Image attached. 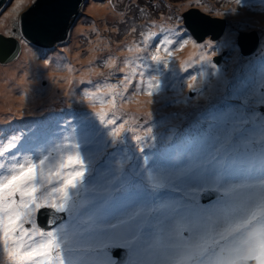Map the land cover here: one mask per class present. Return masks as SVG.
<instances>
[{"label":"snow or ice","instance_id":"6c2138e0","mask_svg":"<svg viewBox=\"0 0 264 264\" xmlns=\"http://www.w3.org/2000/svg\"><path fill=\"white\" fill-rule=\"evenodd\" d=\"M53 23L37 21V30L43 33ZM190 27L178 24L167 30L178 41L163 30L143 36L139 63L128 73L132 62L123 61L118 81L106 85L111 97L105 102L115 107L117 94L125 102L128 96L144 94L155 104L165 90L177 44L182 48L191 39ZM206 44L215 55L214 42ZM51 63L44 60L46 67ZM108 66L117 67L114 60ZM211 66L215 76L219 69L215 62ZM180 70L187 74L186 87L194 90L198 75L184 65ZM80 84L84 86L66 95L74 100L79 95L83 107L61 114L55 127L37 125L0 137V249L7 264H264V214L248 211L253 202L264 207V89L259 99L210 110L206 119L197 121L194 145L178 149L174 162L158 170L162 182L149 185L145 197L129 208L125 198L135 185L124 167H113L110 161L97 166L89 146L99 138L113 150L107 153L112 156L131 140L146 166L148 149L157 141L154 114L149 111L147 121H138L144 135H136L137 128H126V121L118 123L103 109L94 111L103 82ZM121 86L123 92L116 93ZM144 171L150 180L153 171ZM244 173L261 178L246 185L248 192L237 194L241 185L231 177ZM257 186L260 191H255ZM205 194L208 202L201 203ZM42 213L48 215L45 227L38 223ZM63 213L73 217L70 229L63 217L59 223L54 218ZM177 219L187 223L180 242L170 235ZM121 225H127L126 230L118 231ZM166 234L167 244L157 247Z\"/></svg>","mask_w":264,"mask_h":264},{"label":"rangeland","instance_id":"374dc122","mask_svg":"<svg viewBox=\"0 0 264 264\" xmlns=\"http://www.w3.org/2000/svg\"><path fill=\"white\" fill-rule=\"evenodd\" d=\"M36 1L23 0V3H20V0H4L0 6V34L15 35L20 41H26L21 33L22 14ZM192 7L210 13L213 17L225 18L226 30L219 39L212 40L207 37L202 42L197 41L188 30L191 39L182 48L177 44V50L173 52L171 72L164 81L165 90L161 92L160 97H155L160 101L156 104L158 108L144 106L150 99L144 94L128 96L129 102H125L121 95L117 94L115 107L112 103L105 102L111 97V90L106 85L118 81L117 69L123 67V61L127 58L132 62L125 69L128 73H131L132 66L139 63L136 57L140 55L129 56V53L144 47L143 36L163 30L170 39L178 41L179 38L167 30L178 24L184 25L183 13ZM79 26L81 31L76 29L64 44L44 48L26 41L27 43L22 45L19 58L5 64L0 62V84H7V90L11 88L12 82L24 83L26 76L31 78L28 71L34 62L45 66V59L52 61L47 66L50 69L41 70L35 80L31 78L35 83L29 90L16 86L17 93L10 96L13 101H31L30 106H26L22 111H15L12 107L0 109V137L37 125L55 127V122L61 114L66 115L69 109L78 111L83 107L77 102L79 95H76L74 100L66 93H75L84 86L80 81L103 82L105 86L95 97L94 111L103 109L109 114V118L114 115L118 123L126 121L125 127H136L134 134L138 135L140 132L141 136L144 135L143 126L139 125L138 121H147L149 111L154 114L157 141L154 147L148 149L149 161L146 166L138 158L140 154L131 140L121 146L124 151L115 152L112 156L107 153L113 150L106 149L103 140L99 138L89 146L97 166L110 161L113 167H124L129 180L135 185H130V195L125 198L129 208L135 207L145 197L149 185L162 182L163 177L158 170L166 169L174 162L173 154L178 149L194 145V138L200 130L197 121L206 119L210 110L220 112L239 105L245 98L259 99L260 92L264 89V3H261V0H243V4H237V0H94ZM253 31L261 35L262 41L256 53L245 57L240 47H237V39L241 33ZM185 38L187 39V36ZM193 40L197 44L205 43V47H195ZM207 41L214 42L215 55L212 54L213 49L207 46ZM57 51L61 54L55 58L53 53ZM160 54L165 55L163 51ZM73 55L78 58L71 66ZM110 56L112 60H108ZM201 56L205 57L203 61ZM106 60L107 65L103 63ZM113 60L117 66L115 68L108 66ZM213 62L219 69L215 76L212 75L216 71L211 66ZM181 65L188 68L192 74L198 75L197 80L193 82L195 89L192 91L186 87L183 77L187 74L180 70ZM12 66L17 68L13 69ZM73 66L82 79L68 83L69 68ZM201 72L204 73L203 76L199 75ZM221 74L225 75L224 83L220 89L215 90L214 83ZM67 83L68 86L64 88ZM115 91L122 93L123 87ZM3 117L7 119L1 122ZM161 146L164 148L162 154L157 151ZM145 167L153 171L150 180L144 171ZM260 178L258 173L231 177L235 183L241 185L237 194L248 192L246 185L259 181ZM260 190L259 186L255 188V191ZM248 211L256 212L259 216L264 214V207H259L257 202H253ZM118 219V215L113 216L114 222ZM64 223L70 229L73 217L68 214ZM126 228L127 225H121L117 230L124 231ZM0 259L7 264L6 257L2 256V249Z\"/></svg>","mask_w":264,"mask_h":264},{"label":"water","instance_id":"95a60500","mask_svg":"<svg viewBox=\"0 0 264 264\" xmlns=\"http://www.w3.org/2000/svg\"><path fill=\"white\" fill-rule=\"evenodd\" d=\"M4 0H0V6ZM94 0H37L36 3L22 14L21 33L23 39L33 45L50 48L64 44L76 30L89 12ZM54 20V23L43 33L37 30V21ZM183 21L190 24L188 30L199 42L210 37L212 40L219 39L226 30L227 20L223 17H213L210 13L192 7L183 13ZM242 54L251 56L260 45V35L256 31L241 33L237 39ZM22 52V42L14 36L0 34V62L8 63L19 58ZM203 203L208 202V195L201 197ZM67 218L66 213L54 216L61 222ZM48 215L42 213L38 217V223L45 227ZM45 221V222H44Z\"/></svg>","mask_w":264,"mask_h":264},{"label":"bare ground","instance_id":"6f19581e","mask_svg":"<svg viewBox=\"0 0 264 264\" xmlns=\"http://www.w3.org/2000/svg\"><path fill=\"white\" fill-rule=\"evenodd\" d=\"M78 31H81V28H80V26H78L77 28H76ZM28 53V52H27ZM54 54V56H55V58H58V54H61V53H59L58 51L57 52H55V53H53ZM125 55V54H124ZM127 55V54H126ZM135 56V55H141V53H138L137 52V50H135V51H133V52H131V53H129V56ZM72 58H73V61L71 62V66L73 65V62H74V60H77V56L76 55H73L72 56ZM129 58H131V57H129ZM137 58V57H136ZM127 59V58H126ZM134 59V58H133ZM16 68H17V66H15ZM15 67L14 66H12V68L13 69H15ZM50 69V67H46V66H39V65H37L35 62H34V64L31 66V69L28 71V73H30L31 74V78L32 79H36V75L38 74V73H40V71L42 70H46V69ZM76 71H78V70H74V66L73 67H71V70H70V72H69V75H68V83L70 82V81H79L80 79H82L81 78V76H78V74L76 73ZM2 72H4L3 70H2ZM82 74H83V72H82ZM84 75V74H83ZM29 76H26V78H25V82L24 83H15V82H12L11 84H12V86H11V88H9V89H7L6 90V88L8 87V85L7 84H0V109L2 110V109H15V111H22V110H25V108H26V106H30L31 105V101L30 102H23V100H21V99H18V100H15V101H13L12 99H11V97L10 96H12V94H16L17 93V88H16V86H21L22 88H26L27 90H29V87H31V86H33L34 85V83L35 82H33V80L31 79ZM38 78V77H37ZM224 79H225V75H223V74H221L218 78H217V82H215L214 83V89L215 90H218V89H220L221 88V86L223 85V83H224ZM68 83L64 86V88H66L67 86H68ZM10 84V85H11ZM185 95V94H184ZM160 97V96H159ZM162 97H163V95H162ZM158 99V98H157ZM149 100H147V102H145V104H143L144 106H147V107H153V108H158L157 106H156V104H158L160 101H157L155 104H149V102H148ZM34 102V101H33ZM24 106V107H23ZM12 107V108H11ZM7 118L5 117H3L2 119H1V122H3L4 120H6ZM182 119V118H181ZM176 122V121H175ZM156 131H157V129H156ZM139 132V131H138ZM140 133V132H139ZM139 133H138V135H139ZM157 151H159V153L160 154H162V153H164V148L161 146L160 148H158V150ZM156 151V152H157ZM202 202V201H201ZM203 203V202H202Z\"/></svg>","mask_w":264,"mask_h":264},{"label":"flooded vegetation","instance_id":"af4514ba","mask_svg":"<svg viewBox=\"0 0 264 264\" xmlns=\"http://www.w3.org/2000/svg\"><path fill=\"white\" fill-rule=\"evenodd\" d=\"M116 1V0H113V2ZM127 9V7H126ZM212 15V14H211ZM16 31V29H15ZM15 36V35H14ZM262 41L261 39V35H260V42ZM22 42V45L26 44L27 42L26 41H21ZM261 44V43H260ZM23 47V46H22ZM260 47V45H259ZM258 47V49H259ZM257 49V50H258ZM257 52V51H256ZM255 52V53H256ZM254 54V53H253ZM252 56V55H251ZM246 57V56H245ZM67 215V218H68V214L66 213ZM66 218V219H67ZM65 219V220H66ZM45 222V221H44ZM64 222V221H63ZM186 221L185 220H180V219H177L170 227H171V232H170V235L177 241L179 242V240H181V237L183 235V232L185 230V228L187 227V223H185ZM168 242V234H166L163 239L157 241V247H161V246H164L166 245Z\"/></svg>","mask_w":264,"mask_h":264}]
</instances>
